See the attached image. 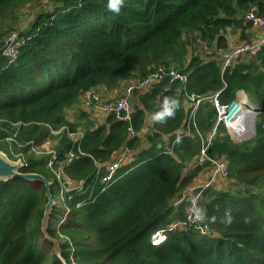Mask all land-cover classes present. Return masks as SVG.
I'll return each instance as SVG.
<instances>
[{
    "label": "trees",
    "instance_id": "obj_1",
    "mask_svg": "<svg viewBox=\"0 0 264 264\" xmlns=\"http://www.w3.org/2000/svg\"><path fill=\"white\" fill-rule=\"evenodd\" d=\"M30 1L0 0V45L10 31L2 25ZM248 10L264 15V0H124L119 15L108 11L107 0H54L50 10L37 14L19 32L22 44L14 61L0 52V140L13 137L24 154L56 140L57 161L70 150L76 154L64 172L83 181L80 191L61 194L50 181V153L30 154L20 169L51 182L54 205L47 233L58 239L66 264H264V44L223 73L219 62L202 59L196 50L199 40L221 49L228 30H239L240 40H245L249 25L240 16ZM160 65L187 74L186 82H173L164 91V77L137 93L139 104L131 102L129 121L107 114L105 122L94 127L81 111L79 118L86 121L78 142H71L66 131L51 133L61 127L78 130L80 124L69 122L64 112L84 91L97 85L114 88ZM216 92L220 103L233 100L238 92L260 101L254 138L234 143L219 126L207 149L210 157H226L236 189L208 187L200 206L217 217L230 208L234 220L227 227L219 220L205 222L216 236L195 230L168 232L164 243L153 245V233L183 217L188 199L176 203L182 189L208 165H195L193 173L183 174L201 147L195 129L192 137L182 134V144H173L188 118L185 93ZM165 96L177 97L179 110L167 123H153L148 147L137 151V132ZM215 117L213 105L201 102L195 112L197 130L205 135ZM129 128L136 134L130 135ZM166 141L172 154L164 151ZM124 144L137 152L106 186L101 181L104 168L97 163L106 164ZM46 201L41 181H0V264H42L47 257L49 264H63L41 231ZM63 202L70 210L60 223ZM77 202L82 205L76 207Z\"/></svg>",
    "mask_w": 264,
    "mask_h": 264
},
{
    "label": "built area",
    "instance_id": "obj_2",
    "mask_svg": "<svg viewBox=\"0 0 264 264\" xmlns=\"http://www.w3.org/2000/svg\"><path fill=\"white\" fill-rule=\"evenodd\" d=\"M240 18L244 23L249 25V29L253 32L250 37L245 40L231 39L230 33H226L225 45L221 49L216 48V44L210 45L204 40H199L197 45V51L204 60L214 59L219 62L221 72L232 67L243 57L253 55L264 44V15H259L254 10H248L241 14ZM22 39L19 36V32L10 30L4 37L2 44L0 45L1 54L8 59V62L14 61L19 53ZM194 47V46H193ZM195 48V47H194ZM167 77L168 83L163 88L164 91H169L173 82H179L184 84L187 80V74L181 72L179 69L166 68L164 66H158L153 71L146 73L143 76L132 79L122 88L120 95L113 100L100 101L99 95L89 89L80 94V103L85 107H98L104 114H114L117 119L123 121H129L132 111L131 98L136 93L145 91L154 83H157L162 78ZM217 92L210 95H195L185 93L186 101L188 104V117L189 125H195L194 116L195 112L201 102L209 101L216 112L214 123L208 131L207 136L204 138L200 135L199 131L194 127L196 134L201 140V147L198 155L193 159L194 164L202 165L209 163V177L204 184H190L187 185L181 192V197L176 203L188 199V204L185 207L184 215L182 218H176L165 226V228L157 230L151 235L150 242L153 245H160L168 239V232L172 233H184L190 230H195L199 234L214 236V233L210 230L209 226L204 223L193 222L191 215L188 212L190 201L195 197L200 205L202 200L203 191L215 184V181L219 178L226 180L229 178L228 162L226 157H210L207 154V149L212 140L216 137L218 127L222 126L234 143H242L248 141L255 136V124L257 114L259 113V107L257 104L250 101V99L244 93L238 92L235 98L227 103H220L217 98ZM241 94V95H240ZM66 131L68 139L76 143L83 135L82 131L70 132L66 127H61L58 130H52L53 135H60ZM130 135L136 133L129 128ZM184 136L192 137V131L190 126L186 129ZM7 140L12 141L13 137H7ZM166 153L172 154L171 145L165 144ZM51 156L47 161V167L51 170L54 181L58 184L61 194L67 193L72 190L80 191L83 188V181L72 180L64 172V166L71 163L76 157L75 152L68 151L63 161H57L54 152L50 153ZM133 151L127 146L123 145L106 164L97 163L98 168H104L102 183L109 185L115 177L118 169L127 164L132 157ZM70 198V196H68ZM63 201L64 198L61 197ZM64 217L60 220V223L64 221L65 215L68 214L70 208L65 202L60 204ZM81 202L76 203V207L81 206ZM63 238V235L59 234ZM159 241V243H156Z\"/></svg>",
    "mask_w": 264,
    "mask_h": 264
},
{
    "label": "crops",
    "instance_id": "obj_3",
    "mask_svg": "<svg viewBox=\"0 0 264 264\" xmlns=\"http://www.w3.org/2000/svg\"><path fill=\"white\" fill-rule=\"evenodd\" d=\"M245 32H247V38L246 39H248L253 31L250 30V29H247V30H245ZM228 33H230V34H228V36L230 35L231 39H233V40L234 39H239V31H235L234 33H231V32L228 31ZM129 81L130 80H122V81H120L118 83V85L116 87L109 88V89L106 88L104 85H97L95 88L92 89V91L96 92L99 95L100 101H103V100H113V99L117 98L120 95V92H121L122 88ZM80 99L81 98L79 96L77 103L74 104L72 107L66 109V110H72V109H74V111H75V109L79 108V112L77 113V116H76V119H77L76 122L78 124H80V126L77 129L80 130V131H82L83 130V125L85 124V121H86L85 119L79 118V113L81 111H83V112H85L87 114V116H88L87 117V120L89 121L88 123L93 124L94 127L95 126H98L100 124H103L105 122L106 114H104L98 107H94V106L85 107V106H82L81 103H80ZM185 101H186V98L184 97L183 98V106H184V109L187 110L188 109V104L185 103ZM131 102H132L133 105L134 104L135 105L136 104L137 105L139 104L136 93L132 96ZM151 115L152 114H147L146 115L145 121H144V125H143L142 129L137 132V135H138V137L140 139V145H139L137 151L139 149H146L148 147V145H149V142L147 141V135L151 132V128H152V125H153V122L151 120ZM73 116H74V113H72V117ZM194 122H195V116H194ZM195 125H196V122H195ZM195 125L194 124L193 125H189V117H188L187 118V121H186V124L184 125V127L182 129L179 130V132L181 134H184L185 131H186V129H188V126H190V130L192 131L194 129ZM207 134H208V132L205 133V135H203L202 133H200V135H202V137H206ZM164 139H168V138L167 137H164ZM52 141L53 140L46 141L44 143V145H43L45 147L42 146V148H41L40 151H42L44 153H52V152H54V147L51 146V143L52 144L53 143L55 144L56 143L55 142L56 140H54V142H52ZM166 144H167V141H166ZM137 151H133L132 157L130 158V161L129 162H131L134 159V155L136 154ZM114 154L112 155V157L114 156ZM192 162H193V160H191V162H189V164H191ZM206 166L203 165L202 168H201V170L196 175H193L191 177V180L188 183V185H190V184H204L207 181V179L209 177V170L208 169L205 170ZM184 170L185 169H183V171ZM183 174H184V172H183ZM226 180H223V179L219 178V179H217L215 181V184L214 185H211V187L214 188V189H216V190L234 191V186H235L234 181L232 179H229V178L226 179ZM229 181H231L233 183L232 184L233 187H231V188H233V190L232 189H225L227 187L224 188V186ZM214 236H216L215 233H214Z\"/></svg>",
    "mask_w": 264,
    "mask_h": 264
},
{
    "label": "rangeland",
    "instance_id": "obj_4",
    "mask_svg": "<svg viewBox=\"0 0 264 264\" xmlns=\"http://www.w3.org/2000/svg\"><path fill=\"white\" fill-rule=\"evenodd\" d=\"M54 5V0H33L30 2L25 3L24 5L18 7L14 12L13 15H11L5 24L2 25V29H8L7 31H9V29L11 30H15L17 32L23 31L26 28L29 27L30 23L33 21V19L35 18V16L37 14H39L40 12H44V11H48L50 10ZM250 27H248L247 29H249ZM246 29V30H247ZM7 31L5 32V34L7 33ZM229 32H231L230 30H228ZM239 31V30H237ZM234 33V32H231ZM4 34V35H5ZM246 36H247V32H245ZM240 39V36H239ZM236 40V39H234ZM250 101H252L255 104H260V101L257 97L254 96H250L249 97ZM72 110H66L64 113L66 114L67 120L69 122H76V116L77 113L79 112V108ZM72 113H74V116L72 117ZM219 128V127H218ZM218 133V131H217ZM54 142V140L52 141ZM56 142V141H55ZM51 146L55 147V144L51 143ZM45 147V146H43ZM42 148V146H35L34 148H31L30 152L27 154H24V151L22 150V146L20 144H15L14 142L7 140V138H5L4 140H0V150L5 153L7 155V157L11 160H16L18 158L22 159L29 156L30 154L39 156V155H43L46 154L42 151H40ZM195 165L198 164H194V162H192L191 164H187L186 167L184 168L185 170L183 171L185 175H189L190 173H193V169L195 167ZM203 165V164H202ZM206 165V164H205ZM209 163L206 166L205 170L208 169ZM50 181H52V183H54V179L51 176L50 177ZM227 181V180H226ZM232 182L229 181L225 186L227 188L225 189H232ZM52 187L55 188V185L52 184ZM236 189V187L234 186V190ZM183 191V189H182ZM59 242V241H58ZM54 252V249H53ZM50 261V257H47L45 259V261L42 264H49Z\"/></svg>",
    "mask_w": 264,
    "mask_h": 264
},
{
    "label": "clouds",
    "instance_id": "obj_5",
    "mask_svg": "<svg viewBox=\"0 0 264 264\" xmlns=\"http://www.w3.org/2000/svg\"><path fill=\"white\" fill-rule=\"evenodd\" d=\"M123 5L124 0H107L108 11L112 12L115 15L120 14ZM179 108L180 102L177 97L165 96L162 99L159 110L151 115V120L154 124H165L169 119L175 117L176 112L179 110ZM182 142L183 135L178 131L173 144L180 145L182 144ZM190 205L191 206L189 207L188 212L190 213L191 219L194 223L216 222L217 220H219L220 223L224 224L227 227L234 220V217L232 216V210L230 208L225 209L223 215L217 217L215 215L209 216L207 209L201 207L195 197L190 201ZM217 211H219V207H217Z\"/></svg>",
    "mask_w": 264,
    "mask_h": 264
},
{
    "label": "water",
    "instance_id": "obj_6",
    "mask_svg": "<svg viewBox=\"0 0 264 264\" xmlns=\"http://www.w3.org/2000/svg\"><path fill=\"white\" fill-rule=\"evenodd\" d=\"M23 166V160L18 158L16 160H11L7 157L5 153L0 150V181H8L13 178H22L28 181H41L45 185V195L47 201L44 206L43 216L41 219V231L46 239H48L52 243V247L54 249V254L66 264L64 259L61 256L60 246L58 239L51 237L47 233V221L48 217L51 213V210L54 205V199L50 193V185L51 182L47 180L46 177L39 173L34 172H21L20 169Z\"/></svg>",
    "mask_w": 264,
    "mask_h": 264
},
{
    "label": "snow or ice",
    "instance_id": "obj_7",
    "mask_svg": "<svg viewBox=\"0 0 264 264\" xmlns=\"http://www.w3.org/2000/svg\"><path fill=\"white\" fill-rule=\"evenodd\" d=\"M156 243H159V241H156Z\"/></svg>",
    "mask_w": 264,
    "mask_h": 264
},
{
    "label": "bare ground",
    "instance_id": "obj_8",
    "mask_svg": "<svg viewBox=\"0 0 264 264\" xmlns=\"http://www.w3.org/2000/svg\"><path fill=\"white\" fill-rule=\"evenodd\" d=\"M180 205V204H179Z\"/></svg>",
    "mask_w": 264,
    "mask_h": 264
}]
</instances>
